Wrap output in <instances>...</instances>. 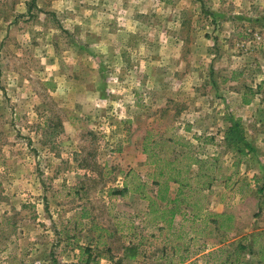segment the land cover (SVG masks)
I'll list each match as a JSON object with an SVG mask.
<instances>
[{"label": "rangeland", "instance_id": "rangeland-1", "mask_svg": "<svg viewBox=\"0 0 264 264\" xmlns=\"http://www.w3.org/2000/svg\"><path fill=\"white\" fill-rule=\"evenodd\" d=\"M236 121L244 156L227 134ZM149 132L170 158L188 139L213 180L202 212L170 229L120 192L122 172L153 170ZM263 254L264 0H0V264Z\"/></svg>", "mask_w": 264, "mask_h": 264}, {"label": "trees", "instance_id": "trees-1", "mask_svg": "<svg viewBox=\"0 0 264 264\" xmlns=\"http://www.w3.org/2000/svg\"><path fill=\"white\" fill-rule=\"evenodd\" d=\"M245 102H249V100L246 99ZM227 134L228 137L230 136L233 150L239 155H246V144L240 122L236 121L235 126L230 125ZM172 141L174 145L185 149L180 154H176L174 158L160 152L157 145H151L153 142L152 132H149L144 139L143 151L147 154L146 163L153 167L147 177L156 186L154 196L148 190V180H144L135 169L122 172L123 187L120 189V192L137 194L147 200L150 219L156 224H162L167 229H170L175 217L184 213L187 207L199 215L203 208L201 200L205 196L202 195V191L210 188L213 183V180L203 170L205 161L194 154L190 141L185 137H177ZM194 165H198V171L195 174L192 173ZM172 184L175 185L174 189ZM172 190H174V195L171 194ZM206 216V219L211 216L221 220H224L225 216L227 219L232 218L231 215L225 213H206ZM118 223L122 225L121 229H123L126 222L120 219ZM220 227H225L224 222L220 224ZM80 251L81 255H84L87 250L80 247ZM262 257L264 258V254ZM81 260L84 264H100L99 261L92 263V259L88 258ZM258 264H264V259H260Z\"/></svg>", "mask_w": 264, "mask_h": 264}, {"label": "crops", "instance_id": "crops-1", "mask_svg": "<svg viewBox=\"0 0 264 264\" xmlns=\"http://www.w3.org/2000/svg\"><path fill=\"white\" fill-rule=\"evenodd\" d=\"M54 80H55V79H54ZM47 84L50 85V86L52 87V89H55V87H57V85H58V84L56 83V80L54 81V83H53V82H48ZM253 101H254V100L250 99L249 102H247V103H248V104H251V103H253Z\"/></svg>", "mask_w": 264, "mask_h": 264}]
</instances>
